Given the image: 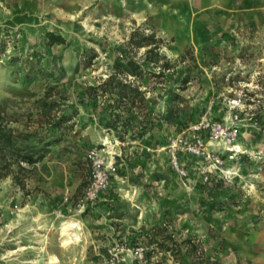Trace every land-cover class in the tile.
I'll return each instance as SVG.
<instances>
[{"label":"rangeland","instance_id":"obj_1","mask_svg":"<svg viewBox=\"0 0 264 264\" xmlns=\"http://www.w3.org/2000/svg\"><path fill=\"white\" fill-rule=\"evenodd\" d=\"M138 30L164 40L171 68L137 51L164 75L136 81L151 102L130 117L152 122L119 133L93 89ZM48 32L68 43L49 45ZM0 112L36 144L64 119L42 161L0 178V264H102L124 235L148 246L150 264H264V0H0ZM206 118L238 136L221 153L230 173L203 184L176 175L169 146ZM94 148L117 163L91 201ZM67 221L80 228L71 245Z\"/></svg>","mask_w":264,"mask_h":264},{"label":"trees","instance_id":"obj_2","mask_svg":"<svg viewBox=\"0 0 264 264\" xmlns=\"http://www.w3.org/2000/svg\"><path fill=\"white\" fill-rule=\"evenodd\" d=\"M48 44L53 46L55 44H67V39L55 32H48L47 34ZM164 40L157 37L156 31L150 34L140 32L139 30L134 32L127 44L123 45L120 55L117 58L115 65L113 66V72L109 75L108 79L101 83L98 87H95L94 98L102 97L103 102H106V111L110 115V119L107 122V126L114 130H119V126L123 125L125 131L130 126L134 128L135 134L148 127L152 121L147 119L145 114L144 118L138 121L137 118L130 117L133 113L139 110V117L142 118L144 113L143 108H148V104L151 100L147 99L146 91L141 90V85L146 80V75L152 76L164 75V71L160 73H148L145 71L140 59L137 58V51L141 49L146 50V61L158 66L163 60L162 69H170L171 63L162 54ZM194 58V55H192ZM136 81H141L142 84H137ZM191 81V77L187 75L183 80V84L187 85ZM151 89H154L152 87ZM24 93L33 96V93L25 91ZM48 96H51L48 94ZM106 98V99H105ZM46 106H57L58 103L45 102ZM1 114V112H0ZM128 114L129 117L122 121L123 116ZM134 121V122H133ZM64 123V119L58 122V127L54 126L49 132L53 140L44 141L40 139V143L36 144L35 141H30V135H21L15 133L11 128L0 126V178L7 177L12 172L13 164H17L20 169H24L23 162H27L30 165L42 161L51 151V146L60 142L63 138L57 137L55 129L61 128ZM137 125H139V128ZM119 132V131H118ZM120 133V132H119ZM37 140V139H35Z\"/></svg>","mask_w":264,"mask_h":264},{"label":"built area","instance_id":"obj_3","mask_svg":"<svg viewBox=\"0 0 264 264\" xmlns=\"http://www.w3.org/2000/svg\"><path fill=\"white\" fill-rule=\"evenodd\" d=\"M237 136L236 127H227L221 122L203 119L173 139L169 146L170 166L176 175L184 180L195 176L199 177L203 184L213 180L219 181L228 173L223 168L221 153ZM88 156L93 162L94 177L86 188L85 197L95 201L109 188L111 177L116 170L117 157L114 155L110 163H106L97 148L90 150ZM148 252L147 245L128 235L116 237L108 245L102 264H150Z\"/></svg>","mask_w":264,"mask_h":264},{"label":"bare ground","instance_id":"obj_4","mask_svg":"<svg viewBox=\"0 0 264 264\" xmlns=\"http://www.w3.org/2000/svg\"><path fill=\"white\" fill-rule=\"evenodd\" d=\"M238 151H242L240 148V146H236L235 147ZM236 149H233V151H235ZM230 151V149H228ZM230 173V169L228 171ZM231 172H233V169H231ZM75 228H79L78 224L73 222V221H67L63 223L62 226V232L67 234V236L64 237V243L65 245H71L73 244L75 241L79 240V233L78 231H75ZM78 243V242H77ZM58 261V259H54V264Z\"/></svg>","mask_w":264,"mask_h":264}]
</instances>
